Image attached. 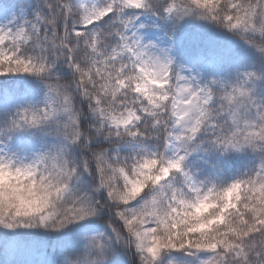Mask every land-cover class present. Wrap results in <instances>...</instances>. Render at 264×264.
Returning <instances> with one entry per match:
<instances>
[{
    "label": "snow or ice",
    "instance_id": "1",
    "mask_svg": "<svg viewBox=\"0 0 264 264\" xmlns=\"http://www.w3.org/2000/svg\"><path fill=\"white\" fill-rule=\"evenodd\" d=\"M0 264H264V0H0Z\"/></svg>",
    "mask_w": 264,
    "mask_h": 264
}]
</instances>
